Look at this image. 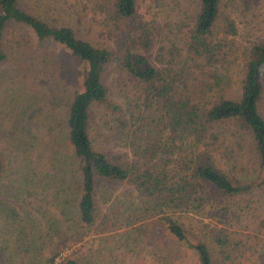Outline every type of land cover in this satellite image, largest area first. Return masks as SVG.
<instances>
[{
  "label": "trees",
  "instance_id": "trees-1",
  "mask_svg": "<svg viewBox=\"0 0 264 264\" xmlns=\"http://www.w3.org/2000/svg\"><path fill=\"white\" fill-rule=\"evenodd\" d=\"M263 7L259 0H0V63L4 30L18 24L66 50L82 71L66 103L68 149L52 168L69 218L59 235L67 237L46 242L29 210L0 200V264H84L78 247L59 258L67 238L106 234L110 245L126 247L154 228L198 264H264V212L252 200L254 192L264 197ZM259 15L261 34L242 48L238 22ZM9 105L1 126L26 137L18 116H28L25 109ZM94 123L122 150H101ZM220 159L245 179L234 181ZM2 168L0 153V177ZM98 178L132 189L99 194Z\"/></svg>",
  "mask_w": 264,
  "mask_h": 264
},
{
  "label": "rangeland",
  "instance_id": "rangeland-1",
  "mask_svg": "<svg viewBox=\"0 0 264 264\" xmlns=\"http://www.w3.org/2000/svg\"><path fill=\"white\" fill-rule=\"evenodd\" d=\"M259 1L264 5V0ZM70 19L74 23L75 20ZM258 20L260 22V15L247 26L238 22L236 41L242 48L261 34L262 24L256 28ZM74 24L78 26L76 22ZM2 47L6 58L0 63V153L3 161L0 200L15 204L20 212L24 207L29 210L36 220V229L43 233L41 238L46 242H61L67 236L60 237L59 234L69 218L62 213L65 205L59 199L63 192L59 189L58 180H52L55 174L52 168L61 165L58 154H65L68 149L62 138L66 103L73 91L79 88L82 71L78 60L66 50L49 40H37L18 24H8L3 33ZM152 55L150 51L149 58ZM112 74L113 71L108 69L105 84L110 95L114 96L110 84ZM7 102H10L8 109L11 103L19 111L25 109L28 116L22 112L18 116L29 126L24 132L26 137L7 133L5 127L1 126L3 123L8 125L2 109L3 103ZM94 133L98 137L96 145L101 150L112 154L122 150L105 137L104 131L96 123ZM60 135L62 141L58 138ZM219 163L234 181L245 179L237 167L233 169L222 159ZM39 176H44L40 184L37 180ZM32 180L34 182H30ZM27 183L29 191L25 190ZM104 188L111 197H121L123 192L132 189L122 182L96 179V192L101 194ZM252 200L264 212V197L254 192ZM2 211L0 206V213ZM252 228L250 225L249 229ZM71 241L67 238L65 242L69 245L63 247L59 258L78 247L75 255L84 264H89V259L92 264H198L190 249L182 247L165 229L160 228H154L140 243L129 242L126 247L124 243L110 245V238L106 234L85 233L75 243Z\"/></svg>",
  "mask_w": 264,
  "mask_h": 264
}]
</instances>
